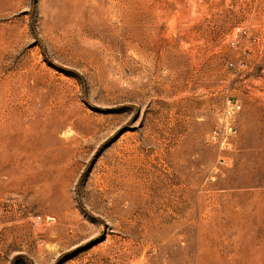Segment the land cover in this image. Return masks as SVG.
Wrapping results in <instances>:
<instances>
[{
    "label": "rangeland",
    "instance_id": "374dc122",
    "mask_svg": "<svg viewBox=\"0 0 264 264\" xmlns=\"http://www.w3.org/2000/svg\"><path fill=\"white\" fill-rule=\"evenodd\" d=\"M3 115L0 264H264V0H0Z\"/></svg>",
    "mask_w": 264,
    "mask_h": 264
},
{
    "label": "bare ground",
    "instance_id": "6f19581e",
    "mask_svg": "<svg viewBox=\"0 0 264 264\" xmlns=\"http://www.w3.org/2000/svg\"><path fill=\"white\" fill-rule=\"evenodd\" d=\"M2 92L5 94V98L6 99H17L18 101H21L23 98V94L18 95V92L16 91V88H11V87H4V89H2ZM1 120V124H0V128L3 129L4 127H6V131L10 132L9 135H12V127L10 124H8L9 122V118L7 115H3ZM20 127L21 122L19 123ZM10 125V126H9ZM19 131V128H18ZM19 135L21 140L25 143V140L27 139V137H29V133L27 131V127L21 128L19 131ZM16 138V136H15ZM2 141V140H1ZM1 143V142H0ZM13 143V142H12ZM21 144V143H20ZM15 146V145H14ZM22 148V147H20ZM2 150V149H1ZM23 152V151H22ZM24 160L20 161V160H16L15 164L16 166L13 167L12 170H10L7 174L13 178V180L17 183H21L23 184V186L25 188H28L29 185L32 182H35L37 180V174H35V167H36V163H37V153L36 152H30V151H24ZM135 163V161H134ZM122 167V166H121ZM132 167V165L130 166ZM4 168V167H3ZM9 169V168H8ZM125 169V168H124ZM128 169V168H127ZM127 171V170H126ZM120 172V171H119ZM131 172V171H130ZM129 172V174H130ZM122 173V172H121ZM122 175V174H121ZM124 175V174H123ZM136 175V174H135ZM134 175V176H135ZM9 178V177H8ZM129 180V178H128ZM135 180V179H134ZM131 182V181H130ZM20 184V185H21ZM39 184V183H38ZM43 185V184H42ZM22 187V185H21ZM3 189V188H2ZM24 189V188H23ZM27 191V190H26ZM37 193H39V191L37 190Z\"/></svg>",
    "mask_w": 264,
    "mask_h": 264
}]
</instances>
